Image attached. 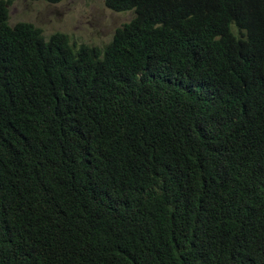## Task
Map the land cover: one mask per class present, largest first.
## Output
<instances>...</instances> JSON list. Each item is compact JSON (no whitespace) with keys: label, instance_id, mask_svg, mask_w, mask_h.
Masks as SVG:
<instances>
[{"label":"trees","instance_id":"16d2710c","mask_svg":"<svg viewBox=\"0 0 264 264\" xmlns=\"http://www.w3.org/2000/svg\"><path fill=\"white\" fill-rule=\"evenodd\" d=\"M12 1L0 264H264V0H106L104 47Z\"/></svg>","mask_w":264,"mask_h":264},{"label":"rangeland","instance_id":"374dc122","mask_svg":"<svg viewBox=\"0 0 264 264\" xmlns=\"http://www.w3.org/2000/svg\"><path fill=\"white\" fill-rule=\"evenodd\" d=\"M9 24L32 23L46 39L55 33L67 34L73 42L104 47L111 42L117 28L134 18L133 12L113 13L105 0H13L8 8Z\"/></svg>","mask_w":264,"mask_h":264},{"label":"clouds","instance_id":"9594fccd","mask_svg":"<svg viewBox=\"0 0 264 264\" xmlns=\"http://www.w3.org/2000/svg\"><path fill=\"white\" fill-rule=\"evenodd\" d=\"M105 5H106V0H105ZM111 11V10H110ZM112 12V11H111ZM113 13H115V12H113ZM124 13H126V12H124ZM120 14H122V13H120ZM21 23V22H20ZM26 23H28V22H26ZM18 24V23H17ZM30 24H32V23H30ZM32 25H34V24H32ZM15 26V25H14ZM35 26V25H34ZM13 27V26H12ZM35 27H37V26H35ZM38 28V27H37ZM40 29V28H39ZM43 32V31H42ZM43 36H44V33H43ZM45 37V36H44Z\"/></svg>","mask_w":264,"mask_h":264}]
</instances>
